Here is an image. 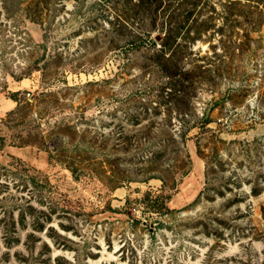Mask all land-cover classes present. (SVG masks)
Returning <instances> with one entry per match:
<instances>
[{
	"label": "rangeland",
	"instance_id": "obj_1",
	"mask_svg": "<svg viewBox=\"0 0 264 264\" xmlns=\"http://www.w3.org/2000/svg\"><path fill=\"white\" fill-rule=\"evenodd\" d=\"M176 22L191 83L156 67ZM133 30L156 48L117 49ZM6 71L25 76L4 86ZM42 88L44 141L10 145L18 127L0 122L17 178L0 194V264H264V0H0V120L9 91ZM204 116L183 147L182 121ZM161 178L166 214L140 200Z\"/></svg>",
	"mask_w": 264,
	"mask_h": 264
},
{
	"label": "trees",
	"instance_id": "obj_2",
	"mask_svg": "<svg viewBox=\"0 0 264 264\" xmlns=\"http://www.w3.org/2000/svg\"><path fill=\"white\" fill-rule=\"evenodd\" d=\"M180 2H183V0H180ZM190 3V2H189ZM199 1H195V5H198ZM168 25H171V22H166ZM193 22L191 24H188V27L185 29L186 32H189L190 29L193 28ZM208 22H201L199 27H205L207 26ZM128 22H124L121 26H128ZM186 22H176L174 23V26L172 24V27L166 29L164 34V43L160 45V48L156 50L155 52V59L160 60L162 59V63L157 64L156 67H160L161 70L165 71L168 77L176 78L178 74H182L185 78H180V80L184 79L186 82L192 80H188L187 78L191 75L190 70H186L184 68L179 67V61L178 57L184 58L186 56V45L181 44L180 42L176 41V37L183 31H181L183 28H185ZM200 30L198 29L196 33H199ZM148 32L143 30L138 31H132L131 33L128 32L127 37L125 38L124 43L122 45H119L120 50H123V52L128 51H141L142 49H155L157 46V43L152 38L148 37ZM110 47V46H109ZM151 66V65H146ZM197 68H200L199 66ZM35 71H42L40 68L36 66L34 68ZM45 74V73H44ZM25 75H19V76H13L12 72H4L3 74V82L4 86H8V78H14L15 80H20ZM28 76V75H27ZM196 76V75H193ZM189 83V82H188ZM44 87V86H43ZM52 92L48 91L47 88H42L41 90H16V91H9L8 92V98L11 99L15 105L13 108L8 110L5 114V116L0 120L1 123L5 124L6 126L10 128H16V132L12 133L10 135V145L14 146H23L25 144L34 143L35 141H44V135L46 133H49V131H45L41 128L42 124L47 123V117L46 112L40 110L41 104L51 96ZM25 95H28L26 97ZM128 100V98H126ZM142 106H144L143 112L148 113L149 107H151L150 103H142ZM152 108V107H151ZM141 112L132 114L131 118L132 120L140 121L139 115ZM44 121V122H43ZM210 122L209 118L207 116L201 117L198 122H193L192 124H188L187 122L182 121L183 127H185V130H181L180 134L178 135L180 138V143L183 145V147H186V141L191 138L190 132L191 129H194L195 127L203 128L207 127L208 123ZM122 134V132H121ZM117 138L116 146L121 144L122 136ZM131 138H127L125 143H129ZM6 143V138L3 135H0V150L3 148V146ZM63 142L61 140H54L52 149L54 151H59L62 149H66V143L65 145L62 144ZM122 143H124L122 141ZM137 147V145H136ZM164 149L166 148V145H161ZM127 148V147H126ZM128 149V148H127ZM11 158H14V156H10ZM13 163L19 169L25 168L24 164L19 159H12ZM0 169L4 172L0 173V177H2V181H4V185H0V194L3 193L2 191H7L10 189L9 184L14 182V187H16L15 181H17V178L15 176H9L7 174V168L5 165L0 164ZM6 171V172H5ZM185 175L184 173L182 176ZM161 187L154 191L151 189L145 190L143 196L140 198V200L145 204L146 208L150 212L159 213V214H166L169 211L168 202L171 199L174 191H166L165 186V180H162ZM4 187V190L3 188ZM54 204V207H57L59 209H65L64 207L58 206V204Z\"/></svg>",
	"mask_w": 264,
	"mask_h": 264
}]
</instances>
